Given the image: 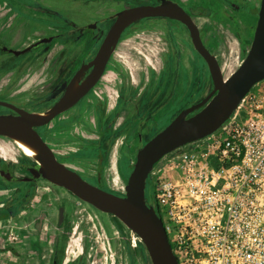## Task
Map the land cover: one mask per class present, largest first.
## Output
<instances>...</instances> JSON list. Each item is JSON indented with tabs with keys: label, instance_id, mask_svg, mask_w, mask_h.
Listing matches in <instances>:
<instances>
[{
	"label": "flooded vegetation",
	"instance_id": "1",
	"mask_svg": "<svg viewBox=\"0 0 264 264\" xmlns=\"http://www.w3.org/2000/svg\"><path fill=\"white\" fill-rule=\"evenodd\" d=\"M170 1L192 18L204 46L217 60L203 39L198 20L216 13L222 0ZM159 4V0H0V116H18L14 107L45 116L70 83L76 89L88 77L92 66L74 75L94 59L118 12ZM258 9H249L255 24ZM180 31L186 33L191 46L188 29L175 19L145 17L125 27L93 87L47 124L34 127L58 161L80 176L94 178L92 185L114 191L106 179L108 172L115 169L120 174L122 151L132 171L137 151L155 135L150 136L154 127L170 123L165 122L175 101L170 94L175 85L179 82L183 93L186 86L189 89L187 76L198 79L205 72L211 76L193 44L202 63L190 70V50ZM198 87L196 82L193 90ZM0 139L10 140L17 148L13 139L23 141L5 135ZM20 151L21 158L13 150L0 158V220L12 216L9 200L16 194L22 202V187L41 179L24 180L39 161ZM54 262L58 264L55 258Z\"/></svg>",
	"mask_w": 264,
	"mask_h": 264
},
{
	"label": "built area",
	"instance_id": "2",
	"mask_svg": "<svg viewBox=\"0 0 264 264\" xmlns=\"http://www.w3.org/2000/svg\"><path fill=\"white\" fill-rule=\"evenodd\" d=\"M147 178L177 264H264V84L212 134L160 158Z\"/></svg>",
	"mask_w": 264,
	"mask_h": 264
},
{
	"label": "water",
	"instance_id": "3",
	"mask_svg": "<svg viewBox=\"0 0 264 264\" xmlns=\"http://www.w3.org/2000/svg\"><path fill=\"white\" fill-rule=\"evenodd\" d=\"M159 2L157 6L143 5L118 12L94 59L83 65L74 75L77 76L84 68L92 66L81 88L73 92L70 83L62 98L46 111L47 114L43 117L38 113L14 107L18 116H0V135L20 137L43 163L44 167L35 163L29 170L30 177L24 180L35 181L41 178L64 188L97 210L114 216L137 235L146 248L152 264H177L161 220L153 207L146 204L145 182L153 165L160 158L216 131L230 117L251 88L264 79V0H260L250 47L240 65L226 78L214 55L204 46L192 18L170 0ZM145 17H168L186 26L195 50L208 66L213 88L199 103L178 113L168 125L138 149L133 169L124 186V195L118 196L90 184L58 161L51 147L34 127L47 124L93 87L102 75L121 32L131 22ZM196 109L199 110L187 117ZM63 217L64 208L60 206L58 225L62 224Z\"/></svg>",
	"mask_w": 264,
	"mask_h": 264
},
{
	"label": "rangeland",
	"instance_id": "4",
	"mask_svg": "<svg viewBox=\"0 0 264 264\" xmlns=\"http://www.w3.org/2000/svg\"><path fill=\"white\" fill-rule=\"evenodd\" d=\"M259 2L230 0L228 3L222 0L216 13L198 20L203 39L216 55L225 78L240 65L250 47L256 18L249 9L258 8ZM117 4L113 6L116 8ZM179 35L190 50V70L196 68L202 60L191 48L186 33L180 31ZM181 77L178 76V81ZM187 77L189 89L186 86L185 92L181 93L178 82L170 93L175 101L166 117L167 124L183 108L201 100L213 88L211 77L206 72L198 79L197 76ZM196 82L199 87L193 90ZM260 82L264 84L263 80ZM165 126L157 125L150 136ZM10 150L21 158V151L10 140L0 139V158ZM26 162L31 163L32 160L27 159ZM119 170L120 174L115 169L109 171L106 179L114 190L110 193L123 196L131 173L129 157L124 151L120 156ZM81 177L91 184L96 181L86 175ZM102 189L107 191V188ZM21 191L25 193L24 200L20 202L15 194L8 202L12 216L0 220V264H52L54 258L58 264H152L137 235L120 221L118 225L114 216L97 210L64 188L39 179L35 185H24ZM144 195L150 199L148 178ZM60 206L64 208L61 226L58 225Z\"/></svg>",
	"mask_w": 264,
	"mask_h": 264
},
{
	"label": "bare ground",
	"instance_id": "5",
	"mask_svg": "<svg viewBox=\"0 0 264 264\" xmlns=\"http://www.w3.org/2000/svg\"><path fill=\"white\" fill-rule=\"evenodd\" d=\"M81 86H82V85H81ZM81 86L78 87V88H76V89H74V88L72 87L73 92H76L77 90H79V89L81 88ZM40 116H41V115H40ZM14 137H16V136H14ZM13 140H14L15 144L18 146V148H19L20 150H22V152H24L27 156H29V157H33V158H35V157L37 156V155L33 152V150L30 148V146H28L26 143H24V140H23V141L18 140V139H13ZM14 142H13V143H14ZM37 160L41 163V166L44 167L43 163L39 160L38 156H37ZM39 162H38V163H39Z\"/></svg>",
	"mask_w": 264,
	"mask_h": 264
},
{
	"label": "trees",
	"instance_id": "6",
	"mask_svg": "<svg viewBox=\"0 0 264 264\" xmlns=\"http://www.w3.org/2000/svg\"><path fill=\"white\" fill-rule=\"evenodd\" d=\"M116 221H117V224L120 225V223L118 222V220H116Z\"/></svg>",
	"mask_w": 264,
	"mask_h": 264
}]
</instances>
